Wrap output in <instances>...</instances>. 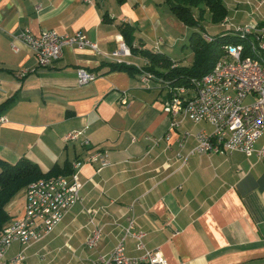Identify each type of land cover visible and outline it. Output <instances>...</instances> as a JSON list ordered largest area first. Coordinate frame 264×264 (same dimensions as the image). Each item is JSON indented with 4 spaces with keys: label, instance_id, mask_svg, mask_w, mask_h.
<instances>
[{
    "label": "crops",
    "instance_id": "0c3cea01",
    "mask_svg": "<svg viewBox=\"0 0 264 264\" xmlns=\"http://www.w3.org/2000/svg\"><path fill=\"white\" fill-rule=\"evenodd\" d=\"M221 1L232 29L264 27V0ZM168 7L165 0H0V105L14 99L0 116V159L23 158L47 172L102 150L111 163H86L79 171L81 201L41 241L12 245L6 264L19 254L26 255L20 264H95L123 238L129 216L133 233H143L141 241L125 240L132 258L142 256V242L147 251L160 250L167 264H264V157L194 152L195 135L214 128L186 117L171 128L163 104L168 91L139 78L149 66L139 50L193 64L192 30ZM121 23L133 28L136 53L120 58L138 69L133 74L113 70L108 58L124 40ZM216 25L212 35L227 30ZM27 30L35 36L82 31L98 48L68 46L62 59L39 68L29 46L14 41ZM82 68L94 81L79 83ZM71 132L82 135L65 143ZM85 139L89 145L82 146ZM261 149L264 136L256 142ZM24 196L23 189L7 206L12 221L23 217ZM94 227L101 239L88 248Z\"/></svg>",
    "mask_w": 264,
    "mask_h": 264
},
{
    "label": "built area",
    "instance_id": "2783aa9c",
    "mask_svg": "<svg viewBox=\"0 0 264 264\" xmlns=\"http://www.w3.org/2000/svg\"><path fill=\"white\" fill-rule=\"evenodd\" d=\"M222 25L230 34L245 43L226 44L223 47V56L207 75L190 79L188 85L175 87L143 70L139 73V78L146 87L152 82L168 91L163 104L166 114L172 120L171 128L180 124L179 117L190 118L194 123L206 120L214 128L211 134L203 130L195 135L197 147L194 152L215 155L245 153L249 157L258 153L262 158L264 149L256 151L255 148L256 142L264 136V27L251 24L232 29L227 17L223 19ZM202 36L208 43L214 39V36L207 33ZM15 40L29 46L39 68L50 67L55 61L62 59L63 50L68 46L78 50L89 48L97 51L98 48V44L87 39L82 31L62 36L55 30H44L39 36H35L27 30L15 36ZM122 55H132L124 40L120 42L117 50L110 52L108 58L113 64L121 65ZM95 77L96 75L88 73L86 69L78 70L77 78L81 85L94 81ZM121 103L127 104L126 97ZM4 122L5 117H0V123ZM81 135L71 132L64 141H77ZM187 136L188 133L185 134ZM153 141L157 143L156 140ZM81 145H89L88 139L82 141ZM107 154L98 150L84 160L73 161L69 175L60 174L35 180L25 188L22 219L11 220L0 233V264L7 263L6 253L15 243L29 246L41 241L57 228L74 205L81 201L82 186L78 182L80 169L86 163L109 166L111 163ZM126 224L128 226L124 236L113 252L100 256L95 264H167L160 250L147 251L142 242L137 245V250H144L142 256H127L124 247L126 238L131 236L141 241L143 233H133L136 225L133 216L126 219ZM100 233L101 229L97 227L90 231L86 238L88 248L97 246L101 239ZM25 260L26 255L19 254L8 264H20Z\"/></svg>",
    "mask_w": 264,
    "mask_h": 264
},
{
    "label": "trees",
    "instance_id": "16d2710c",
    "mask_svg": "<svg viewBox=\"0 0 264 264\" xmlns=\"http://www.w3.org/2000/svg\"><path fill=\"white\" fill-rule=\"evenodd\" d=\"M168 9L173 13L177 20L187 25L191 30L190 42L187 45L194 53L193 64L187 67L179 66L177 62L171 61L163 53H153L150 50H143L139 53L148 59L149 66L142 69L151 73L159 79H164L170 86L188 85L192 78H201L213 70L216 62L224 54L223 47L226 44L236 45L245 43L242 39L230 34L226 30L223 34L212 35L214 39L208 43L203 38L202 22L210 15V21L216 24L227 16L228 10L223 6L221 0H165ZM125 43L129 46L132 54L136 51L130 39L132 27L127 24H119ZM136 53V52H135ZM113 70H125L133 74L138 69L126 66L124 63L112 67ZM141 73V70L138 71ZM14 102V99H7L0 105V116L5 113V109ZM71 165L54 166L47 172H42L37 162H30L20 158L15 164L0 159V233L3 228L11 221V216L6 212L7 206L15 196L35 180L47 179L59 176L60 174L69 175Z\"/></svg>",
    "mask_w": 264,
    "mask_h": 264
},
{
    "label": "rangeland",
    "instance_id": "374dc122",
    "mask_svg": "<svg viewBox=\"0 0 264 264\" xmlns=\"http://www.w3.org/2000/svg\"><path fill=\"white\" fill-rule=\"evenodd\" d=\"M202 24L204 31L209 35H212L214 31H218L220 28L219 25H216V23L211 22L209 17H206Z\"/></svg>",
    "mask_w": 264,
    "mask_h": 264
}]
</instances>
